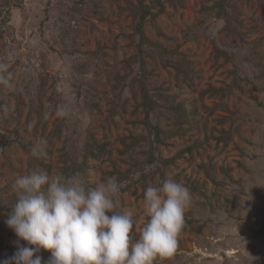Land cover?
I'll return each mask as SVG.
<instances>
[{"label":"rangeland","instance_id":"rangeland-1","mask_svg":"<svg viewBox=\"0 0 264 264\" xmlns=\"http://www.w3.org/2000/svg\"><path fill=\"white\" fill-rule=\"evenodd\" d=\"M221 1L0 0V262L30 246L6 220L36 170L115 178L133 242L174 179L192 202L154 264H264V0Z\"/></svg>","mask_w":264,"mask_h":264},{"label":"clouds","instance_id":"clouds-1","mask_svg":"<svg viewBox=\"0 0 264 264\" xmlns=\"http://www.w3.org/2000/svg\"><path fill=\"white\" fill-rule=\"evenodd\" d=\"M0 83L7 80L0 76ZM46 155L45 142L32 146L33 158ZM14 188L16 201L6 224L30 246H20L0 264H44L41 250L51 253L46 264H154L175 252L192 202L189 188L174 179L149 186L144 193L148 219L133 242V215L117 210L121 186L115 178L90 187L79 173L32 170L18 176Z\"/></svg>","mask_w":264,"mask_h":264},{"label":"trees","instance_id":"trees-1","mask_svg":"<svg viewBox=\"0 0 264 264\" xmlns=\"http://www.w3.org/2000/svg\"><path fill=\"white\" fill-rule=\"evenodd\" d=\"M161 5H163V0H157ZM224 2L223 0L220 2L222 3ZM263 5V4H262ZM151 10L148 7H145L142 11V13L139 15V21L136 24V30H138L143 39H145V33H144V23H145V19L147 18V16L150 14ZM143 104L147 107V108H152L153 105H155L153 99L148 95L147 91L145 90V86L143 87ZM159 135V134H157ZM158 137V136H157ZM106 144L105 143H100L97 144V153H103L104 149H105ZM190 148V147H189Z\"/></svg>","mask_w":264,"mask_h":264}]
</instances>
